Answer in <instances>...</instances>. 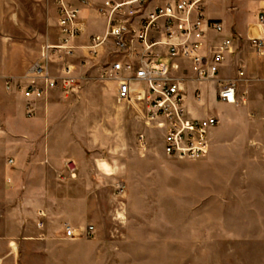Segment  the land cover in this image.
Wrapping results in <instances>:
<instances>
[{"label": "rangeland", "instance_id": "rangeland-1", "mask_svg": "<svg viewBox=\"0 0 264 264\" xmlns=\"http://www.w3.org/2000/svg\"><path fill=\"white\" fill-rule=\"evenodd\" d=\"M205 5L230 24L229 3ZM241 12L243 21L253 17L246 3ZM0 26V38L14 58L24 63L28 53L34 55L22 77L40 60L47 41L57 39L36 0L2 2ZM233 39L240 42L231 63L251 80L246 85L254 97L240 86L236 104L219 108L217 81L203 89L190 85L191 98L199 90L203 100L192 101V115L220 118L229 143L222 148L226 155L244 148L242 142L234 145L239 138L234 122L264 124V55L248 38L235 34ZM97 68L83 70L79 97L68 100L74 127L49 143L44 134L52 131L41 126V114L28 118L20 109L6 111L5 94L14 92L6 89L7 78L0 83V139L6 140L0 142V264H264V186L241 193L233 163L223 158L219 179L209 169V185H204L203 158L167 157L161 134L145 126V106L120 103L116 86L91 77ZM86 91L90 97L82 100ZM9 121L16 138H9ZM246 137L253 140L250 147L264 148V130ZM67 227L81 235L67 237ZM87 227L93 239L84 236Z\"/></svg>", "mask_w": 264, "mask_h": 264}, {"label": "built area", "instance_id": "built-area-1", "mask_svg": "<svg viewBox=\"0 0 264 264\" xmlns=\"http://www.w3.org/2000/svg\"><path fill=\"white\" fill-rule=\"evenodd\" d=\"M75 1L81 6H94V2L99 1L96 11L107 22L106 31L92 36L85 48L76 45L84 32V21L82 8ZM205 1L57 0L59 42L47 44L40 60L24 77L7 78L6 89L22 95L28 103L27 117L32 118L35 103L51 91L78 95L84 78L76 75V66L71 61L79 58L81 65L97 68L103 53L110 48L108 55L113 60L102 66L96 79L115 83L120 103H133L135 99L146 103L145 126L161 134L163 153L167 157L200 160L208 155L211 132L220 120L214 116L196 119L188 114L184 72L189 70L195 83L218 82L220 69L232 49L231 40L207 47L208 33L221 34L223 26L206 18ZM258 24L264 29V8ZM250 42L258 54H262L264 37L250 39ZM80 50H84L83 57L78 55ZM165 58L168 61H163ZM58 62L60 67L53 75L50 65ZM184 63H188V68L182 66ZM218 84V102L235 105L237 85L234 82ZM136 86L143 87V92ZM38 226L42 228L43 223ZM80 235L67 227V237ZM84 236L94 238L92 227L84 230Z\"/></svg>", "mask_w": 264, "mask_h": 264}, {"label": "crops", "instance_id": "crops-1", "mask_svg": "<svg viewBox=\"0 0 264 264\" xmlns=\"http://www.w3.org/2000/svg\"><path fill=\"white\" fill-rule=\"evenodd\" d=\"M16 1H18V0H0V5L2 4V2L3 3L4 2L12 3V2H16ZM36 1H38L39 4L45 8V19H46L47 26H48L47 27L48 32L50 34H52V33L56 34V37H57V39L55 41L48 40L47 41L48 43H46L43 46V48L47 44H52V43L57 44L60 40V33L58 30V25H57V22H58L57 0H36ZM207 1H209V0H207ZM207 1L204 2V13H205L206 18L209 20H212V21H217V22L221 23L223 26V32L221 34H216L214 32L208 33L207 40H206L207 47L210 48V47L220 43L223 40H231L232 41L231 53L226 56L225 61H224L223 65L220 69V73L218 75V83L219 82H221V83L234 82L237 85V90L240 86H242V89L246 90L245 92L247 93L249 98L254 97V92L250 89H247V85H246L247 83L249 84V82L251 80L250 79H247V80L243 79L245 76V72L239 69L240 66L237 69L231 63L232 60L234 59V55L237 52V49L239 47L238 42H240V40H237L238 37L236 40H234L233 36L235 34H237L243 39L248 38L249 41H250V39H253V38H263L264 37V29L261 28L258 24V17L264 8V0H253V1L252 0H247V1L219 0L220 2H223L225 4L229 3L230 7L228 6V10H232L231 11L232 18L230 20L229 25L222 18V16H218V15L214 16L213 13L209 11V8L207 9V6L205 5ZM74 3L77 6L82 8V18L84 21V32L79 37V39L77 40L76 45L79 47L85 48V46H87L89 44L92 36L98 35V34H103L106 31L107 22L103 18H101L96 11L97 5L100 4L99 1H95L94 6H92V5L81 6L78 3V1H75ZM245 3H246V5H249L250 9L252 10L253 17L249 20L243 21L241 19V16H242L241 9ZM233 7H236L237 9L234 10ZM8 17L11 20H13L12 18H14V16H11L9 14H8ZM53 25L55 26V28L53 27ZM233 26H234V29H233ZM0 28H1V26H0ZM0 32H1V29H0ZM6 42H7L6 39L0 38V83H2V80H4L5 78L22 77L24 75V72L28 68V67L25 68L26 64L29 63L34 58L33 53H28L29 59L24 63L19 62L18 58L20 56L18 58H14V56H12V54L7 52L6 48L9 44ZM30 50H32V49H30ZM107 50H106L107 51L106 53L105 52L103 53V57H102V59H100L101 60L100 62H102V60L104 62L105 61L110 62L113 60V59H110L111 56L108 55V52L111 49L108 48ZM261 51H262V54H258L260 56L264 55V43L262 45ZM255 52H256V50H255ZM41 53H43V51ZM78 55H79V57H83L84 56V50H80L78 52ZM40 57L41 56H39L38 58H40ZM235 57L237 58V56H235ZM36 60L37 59H35L34 61H36ZM79 60L80 59L78 58V60L71 61L76 66V75L83 76L82 75V74H84L83 70L90 71L91 69H93L88 65H81V62ZM163 61H168V60L165 58V59H163ZM13 64L15 65L14 69L12 68ZM100 66H103V65L100 64ZM100 66H99V68H97V70H94L92 72L93 75H91V77H93L94 79H96V77L100 73V70H101ZM182 66L188 68L189 65H188V63H184ZM59 67H60V64L58 62V63H56L55 68H53V70L56 71V72H54L55 75H56ZM226 71L231 72L232 74L229 76L224 74V72H226ZM240 73H243V76H240L239 75ZM184 75H185V79H186L185 80V87H186L185 109L188 112V114L192 118H196V119H205V118L211 117V116L218 117L215 114H211V115H208L205 117L192 115V114H195L194 113L195 111L192 109V101H195L196 103H201L203 100H202V95H201L199 90H195L193 99L190 96V85L195 84V85H198L200 88L202 87V89H203V87H207L215 81L207 82V83H195L194 81H192L191 73L189 70L184 72ZM109 84H111L112 86L113 85L116 86V91H117V85L115 83L109 82ZM81 88H82V85H81ZM135 88L138 90L139 86H136ZM139 89H142V92H143V87H140ZM85 93H83L81 95L82 100H86L87 98L90 97L89 92L86 91ZM79 94H80V92L78 93V95ZM13 95H11V96L13 98H15L14 101L10 95L5 94V102L7 104L9 103V106L5 107L6 111L9 114H11L13 111H17L20 109V111L23 112L24 117H27L26 109H27L28 103L22 97V95L20 93L14 92ZM78 95L67 96L60 90H54V91H51L44 99L35 103V114L37 115L39 113L42 116L41 120H40L42 122L41 126L43 128H45L46 130L48 129L49 131H52V132H48L47 134H44V135H46V139L48 140V143L51 140H55L58 137L57 135L61 134V132L64 129L68 130L69 128L74 127L73 125H71V123H69V121L74 120V118L71 117V115L74 112V109L68 100L74 99V98H76V96L79 97ZM99 95H101L100 92H98V97H99ZM237 98H238V96H237ZM215 100H216L217 106L219 108H223L225 106V105H222L218 102L217 97H215ZM1 103H2V99L0 101V106H1ZM133 103L142 104L145 106V109H146V103L143 100L139 101V100L135 99ZM79 110H80V108H79ZM59 111H64V112H62V116L60 118H58L56 121H54L53 120V114H55L56 112H59ZM35 114H34V116H35ZM66 114H67V116H65ZM219 120H220V118H219ZM8 124H9L8 130H9V134H10L9 138H16L17 134L12 132V129H16V126L10 121L8 122ZM233 128H234V130H239V138L234 140V142H235L234 145H237V144L241 145V142H242V145L244 146V148L239 149L238 151H236V153H233L232 155H229V154L226 155V154L221 153L222 148L226 144H229L228 139L226 137H224L225 133L222 131L221 128H219V125L215 129H213L211 132L210 151H209L208 155L202 159V161H204L202 164L207 166V170L205 171V169H204L203 173H202V178H203L202 182L204 185H205V182H206L207 186L209 185V181H208L209 180V176H208V174H209L208 170L209 169L219 179L220 165H221V164H219V162H221L223 160H229V161L231 160L230 162L233 163L232 169L234 172V178H236V180L239 183L238 184V187L240 188L239 191L241 193H247V192H250L253 187L264 186V180H263L264 179V148H262L263 146H261V145L250 147L252 145L253 140H252V138H248V140L246 139L247 134H250L251 131H253L254 129L263 131L264 130V124H262V123L234 122ZM257 140H259V139H256L255 142H257ZM0 142L4 144L6 142V140L0 139ZM255 142H254V144H255ZM255 147H257L258 149H256ZM257 150H261V154L254 153V151H257ZM222 158H223V160H222ZM9 163H10V165H12L15 162H14V160H10ZM205 172H207V174ZM259 174L262 175L260 178L261 181L257 180ZM204 188H205V186H204ZM243 204H244L243 201L239 202L240 207ZM246 209H248V208L246 207ZM40 223H43V226H44L43 221L42 222L40 221L38 224H40ZM35 237H38V236H35Z\"/></svg>", "mask_w": 264, "mask_h": 264}]
</instances>
